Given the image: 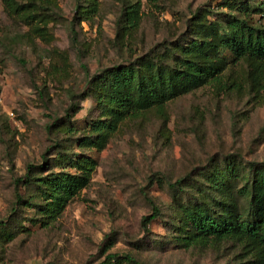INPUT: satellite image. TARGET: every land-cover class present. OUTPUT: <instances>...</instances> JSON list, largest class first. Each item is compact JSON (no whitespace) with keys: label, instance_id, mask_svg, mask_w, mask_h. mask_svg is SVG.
Returning a JSON list of instances; mask_svg holds the SVG:
<instances>
[{"label":"rangeland","instance_id":"rangeland-1","mask_svg":"<svg viewBox=\"0 0 264 264\" xmlns=\"http://www.w3.org/2000/svg\"><path fill=\"white\" fill-rule=\"evenodd\" d=\"M16 1H33L35 7L33 18L18 17L0 0V226L13 215L24 229L0 233V264H99L111 253L131 254L143 264L254 261L246 242L178 244V199L167 182L194 176L212 159L264 162V68L230 58L219 85L124 121L103 147L94 145L88 130L102 118L89 95L92 77L212 37L216 24L247 0H98L95 17L76 24L77 44L70 28L77 0H51L60 16L48 12L45 0ZM247 2L264 8V0ZM199 10L205 31L192 28ZM254 20L264 26L262 15ZM69 122L74 135L66 132ZM82 140L89 144L80 146ZM55 145L64 154L90 159L94 171L90 185L43 227L26 221L35 210L13 214L14 181L29 167L43 178L78 174L68 155L56 159ZM23 197L41 202L36 188L28 187ZM150 199L161 217L145 229L143 220L153 211Z\"/></svg>","mask_w":264,"mask_h":264},{"label":"trees","instance_id":"trees-1","mask_svg":"<svg viewBox=\"0 0 264 264\" xmlns=\"http://www.w3.org/2000/svg\"><path fill=\"white\" fill-rule=\"evenodd\" d=\"M247 1L216 24L212 37L194 38L186 45L166 49L162 56L137 58L92 77L88 83L89 95L94 97L102 115L101 120L88 128L94 136V145L103 147L119 124L130 118L161 109L205 86L219 85L230 58L253 63L256 70L264 68V26L254 20L256 15L264 18V8L251 7ZM3 3L12 15L34 17L33 1L3 0ZM44 3L49 13L61 15L51 0ZM98 10V0H77L70 21L74 44H77L76 24L92 20ZM204 18L201 10L194 14L191 21L195 31L209 29L202 22ZM66 132L74 135L77 130L69 122ZM80 143V146L89 144L85 140ZM54 147L56 159L68 155L61 152L60 145ZM75 157L68 155L67 159L72 168L79 169L78 174L63 171L43 178L37 176L36 167H29L23 177L17 178L14 181L17 208L13 214L20 208L35 210V217L26 221L42 223L43 227L54 223L67 205L90 185L93 162ZM167 185L178 199L174 222L178 244L190 248L226 240L246 242L254 254V261L249 263L264 264V162H245L238 156L212 159L194 176ZM28 187L36 188L40 204L23 197ZM145 197L149 199L147 194ZM150 202L153 211L143 220L145 229L161 217L159 207L151 199ZM8 228L15 232L24 226L12 215L0 226L2 236H10ZM99 264L143 263L131 254L111 253Z\"/></svg>","mask_w":264,"mask_h":264}]
</instances>
